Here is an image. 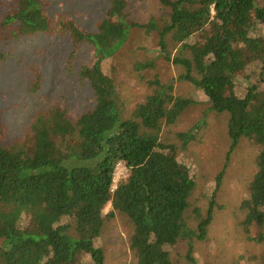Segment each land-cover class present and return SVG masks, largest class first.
Wrapping results in <instances>:
<instances>
[{
	"label": "trees",
	"instance_id": "16d2710c",
	"mask_svg": "<svg viewBox=\"0 0 264 264\" xmlns=\"http://www.w3.org/2000/svg\"><path fill=\"white\" fill-rule=\"evenodd\" d=\"M88 1L108 3L95 31L55 14L53 0H0V48L39 34L67 36L66 76H77L91 97L75 114L70 105L48 103L16 141L0 111V264H110L102 234L117 215L134 227L125 264H176L178 246L188 250L186 263L201 264L195 242H210L225 210L218 195L226 172L245 142L257 150L255 174L235 210L248 242L263 250L232 264H264V0H137L156 6L143 22L126 0ZM137 29L155 39L156 52L133 61L146 90L133 104L108 64ZM84 51L93 54L81 62ZM9 56L0 52V62ZM161 65L177 77L153 75ZM30 75L33 96L53 86L38 68ZM177 84L202 99L177 95ZM210 115L228 144L214 173L205 169L209 153L194 152L207 144ZM119 163L131 171L113 191Z\"/></svg>",
	"mask_w": 264,
	"mask_h": 264
},
{
	"label": "rangeland",
	"instance_id": "374dc122",
	"mask_svg": "<svg viewBox=\"0 0 264 264\" xmlns=\"http://www.w3.org/2000/svg\"><path fill=\"white\" fill-rule=\"evenodd\" d=\"M130 2L131 11L135 20L143 22L156 14V6L153 3H143L137 0H126ZM53 12L62 17L71 16L78 19L82 24L92 30H96L99 21L98 11L102 14L108 9L107 2L88 0H53ZM70 40L58 32L50 34H39L22 38L7 48H0V52L8 53L12 58L8 63L0 62V111H4L10 123L9 141H16L29 127L33 115L43 109L48 103L58 101L64 105H70L75 113H79L89 108L91 97L82 93L79 87L77 76L68 79L66 76L65 63L70 54ZM156 47V41L150 36H146L142 30L134 31L133 39L124 49L119 57L114 56L109 59V70L118 69L115 73L118 77L121 88L126 99L133 104L144 101L146 90L133 74V61H145L152 55ZM135 51V52H134ZM69 53V54H68ZM93 53L83 52L81 62ZM9 56V58H10ZM75 67L80 68V63L75 62ZM116 67V68H115ZM38 68L42 74L49 75L48 81L53 85L48 91L37 96L30 94L31 70ZM114 68V69H113ZM152 74H158L165 81L176 78L177 71L172 66L157 67ZM177 95H185L202 99L188 84L176 85ZM206 109L201 106L194 113L189 114V119L183 123V127L188 126L197 119L201 112ZM210 124L209 138L207 144L194 149V152L203 154L209 153L204 162L205 169L214 173L222 169L224 158L222 155L228 152L227 140L224 136V129L221 122H217L213 115ZM208 134V133H207ZM234 154L232 162L226 172L224 185L218 195V202L225 207L219 211L215 223L211 230V240L206 244L195 242L197 245L195 258L201 264L215 262L216 264H232L233 260L240 257H247L258 254L263 250V246H256L248 242L246 233L238 226V220L242 219L241 213L235 209L242 203L246 188L250 180L254 177L255 166L252 163L257 155V150L248 142L240 145ZM223 161V162H222ZM216 171V172H217ZM218 171V172H219ZM206 187L204 185L202 190ZM204 200H200L202 207ZM198 211V210H197ZM105 215L112 212L108 206L104 211ZM134 232V227L124 216L117 215L108 222L102 234V241L107 246L110 264H125L129 261L130 251L128 240ZM187 249L178 246V261L176 264L186 263L185 256Z\"/></svg>",
	"mask_w": 264,
	"mask_h": 264
},
{
	"label": "built area",
	"instance_id": "2783aa9c",
	"mask_svg": "<svg viewBox=\"0 0 264 264\" xmlns=\"http://www.w3.org/2000/svg\"><path fill=\"white\" fill-rule=\"evenodd\" d=\"M130 171L131 170L124 163H119L116 166L113 174V191L116 189L119 181L122 180L124 177L128 176Z\"/></svg>",
	"mask_w": 264,
	"mask_h": 264
}]
</instances>
